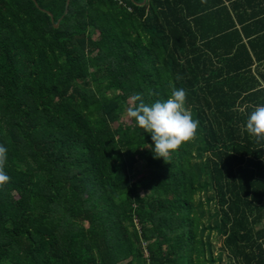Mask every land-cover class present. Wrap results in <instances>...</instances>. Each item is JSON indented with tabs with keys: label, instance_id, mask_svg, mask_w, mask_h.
I'll use <instances>...</instances> for the list:
<instances>
[{
	"label": "trees",
	"instance_id": "16d2710c",
	"mask_svg": "<svg viewBox=\"0 0 264 264\" xmlns=\"http://www.w3.org/2000/svg\"><path fill=\"white\" fill-rule=\"evenodd\" d=\"M122 3L0 0V264H264V142L246 131L264 10ZM170 81L199 126L166 163L127 109Z\"/></svg>",
	"mask_w": 264,
	"mask_h": 264
},
{
	"label": "clouds",
	"instance_id": "9594fccd",
	"mask_svg": "<svg viewBox=\"0 0 264 264\" xmlns=\"http://www.w3.org/2000/svg\"><path fill=\"white\" fill-rule=\"evenodd\" d=\"M169 87L171 94L165 101L147 104L140 94H136L131 98L133 106L127 109V116L133 118L144 132L151 135L154 158H162L165 162L182 144L196 138L199 126V121L193 119L192 113L186 107V90L174 87L171 81ZM246 131L257 143L264 142V105L254 106L246 121ZM7 159L8 148L0 144V188L10 181L4 170Z\"/></svg>",
	"mask_w": 264,
	"mask_h": 264
},
{
	"label": "rangeland",
	"instance_id": "374dc122",
	"mask_svg": "<svg viewBox=\"0 0 264 264\" xmlns=\"http://www.w3.org/2000/svg\"><path fill=\"white\" fill-rule=\"evenodd\" d=\"M122 121L129 122V119L128 118H126V119L122 118ZM210 194H212L211 191H210ZM211 209H212V211L215 212L214 207H212ZM221 241H222V239L220 238V236L219 235L216 236L214 233L212 236V251H213L214 257L219 256L223 253ZM226 262H227V260L224 259L223 264H225ZM215 264H220V263H215Z\"/></svg>",
	"mask_w": 264,
	"mask_h": 264
},
{
	"label": "crops",
	"instance_id": "0c3cea01",
	"mask_svg": "<svg viewBox=\"0 0 264 264\" xmlns=\"http://www.w3.org/2000/svg\"><path fill=\"white\" fill-rule=\"evenodd\" d=\"M258 5H259L260 10H264V0H258ZM263 18H264V16L260 17L261 20Z\"/></svg>",
	"mask_w": 264,
	"mask_h": 264
},
{
	"label": "built area",
	"instance_id": "2783aa9c",
	"mask_svg": "<svg viewBox=\"0 0 264 264\" xmlns=\"http://www.w3.org/2000/svg\"><path fill=\"white\" fill-rule=\"evenodd\" d=\"M115 2H118L120 5H122L123 3H122V0H114ZM262 249H263V252H264V244H263V246H262Z\"/></svg>",
	"mask_w": 264,
	"mask_h": 264
},
{
	"label": "water",
	"instance_id": "95a60500",
	"mask_svg": "<svg viewBox=\"0 0 264 264\" xmlns=\"http://www.w3.org/2000/svg\"><path fill=\"white\" fill-rule=\"evenodd\" d=\"M144 2H145V1H144ZM67 6H68V3H67ZM65 12H67V10H66ZM56 27H57V24H56Z\"/></svg>",
	"mask_w": 264,
	"mask_h": 264
}]
</instances>
